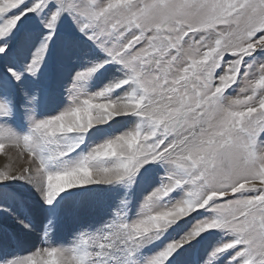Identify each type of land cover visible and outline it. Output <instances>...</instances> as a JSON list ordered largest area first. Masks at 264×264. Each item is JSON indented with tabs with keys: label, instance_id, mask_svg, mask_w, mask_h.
Returning a JSON list of instances; mask_svg holds the SVG:
<instances>
[{
	"label": "snow or ice",
	"instance_id": "obj_1",
	"mask_svg": "<svg viewBox=\"0 0 264 264\" xmlns=\"http://www.w3.org/2000/svg\"><path fill=\"white\" fill-rule=\"evenodd\" d=\"M0 264H264V0H0Z\"/></svg>",
	"mask_w": 264,
	"mask_h": 264
}]
</instances>
